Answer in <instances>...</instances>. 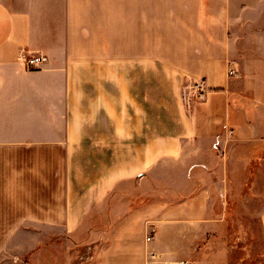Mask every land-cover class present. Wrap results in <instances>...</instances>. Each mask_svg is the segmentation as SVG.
<instances>
[{"label": "crops", "instance_id": "1", "mask_svg": "<svg viewBox=\"0 0 264 264\" xmlns=\"http://www.w3.org/2000/svg\"><path fill=\"white\" fill-rule=\"evenodd\" d=\"M263 76L264 0H0V264H230L206 241L230 157L264 158Z\"/></svg>", "mask_w": 264, "mask_h": 264}, {"label": "rangeland", "instance_id": "2", "mask_svg": "<svg viewBox=\"0 0 264 264\" xmlns=\"http://www.w3.org/2000/svg\"><path fill=\"white\" fill-rule=\"evenodd\" d=\"M264 84V76L261 77ZM261 87V86H260ZM263 88V87H261ZM264 100V93L257 94ZM251 158L248 150L240 151L237 155H232L229 162V182L228 198L230 204L227 206L231 212V218L222 223L220 233L206 241V260L214 263H240L242 259L249 262V256L257 248L264 246L260 232H264V222L255 217L256 207L252 205V199L263 197L264 189V165L263 157H258L253 165L252 174L246 172L247 165ZM257 170V172H255ZM253 184L258 185V189H251ZM255 185V186H256ZM150 195L147 196V200ZM258 205V206H257ZM101 222L106 224L108 221L103 219ZM259 237V238H258Z\"/></svg>", "mask_w": 264, "mask_h": 264}, {"label": "built area", "instance_id": "3", "mask_svg": "<svg viewBox=\"0 0 264 264\" xmlns=\"http://www.w3.org/2000/svg\"><path fill=\"white\" fill-rule=\"evenodd\" d=\"M44 58L42 56H37V57H33L30 59L25 60L26 64L30 67L33 68H38L41 66V64L43 63ZM227 74L229 77L232 76H237L238 75V68H237V62L235 60H231L228 61L227 63ZM192 89L195 91L197 97L199 99H204L208 93V90L205 87V81L204 80H200L195 82L192 85ZM229 135L232 136L233 132L230 131ZM154 229L152 227H150L148 229V237H147V241L150 242L153 239V233ZM155 257L154 254H151L150 258L153 259ZM163 264H188L187 261H180V262H172V263H167V262H163Z\"/></svg>", "mask_w": 264, "mask_h": 264}]
</instances>
